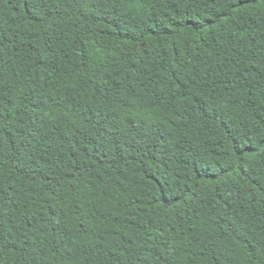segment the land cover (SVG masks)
I'll use <instances>...</instances> for the list:
<instances>
[{
  "label": "trees",
  "instance_id": "16d2710c",
  "mask_svg": "<svg viewBox=\"0 0 264 264\" xmlns=\"http://www.w3.org/2000/svg\"><path fill=\"white\" fill-rule=\"evenodd\" d=\"M0 264H264V0H0Z\"/></svg>",
  "mask_w": 264,
  "mask_h": 264
}]
</instances>
